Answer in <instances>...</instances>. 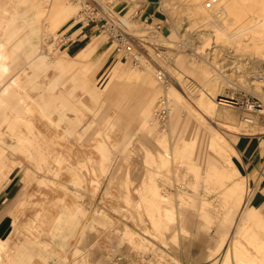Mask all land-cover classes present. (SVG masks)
<instances>
[{
    "label": "rangeland",
    "instance_id": "rangeland-1",
    "mask_svg": "<svg viewBox=\"0 0 264 264\" xmlns=\"http://www.w3.org/2000/svg\"><path fill=\"white\" fill-rule=\"evenodd\" d=\"M51 1L19 0L16 3L0 0V12H4L2 18H7L6 11L10 7L14 13L10 23L0 30V42L10 59V72L5 75L8 80L4 77L2 81L14 86L16 83L10 81V78L14 73L20 74L19 89L21 95L25 93L29 104H41L44 108L42 114L46 118L55 122L59 119L62 121L64 131L70 139H76L75 144L72 142L73 145L69 139L65 146L69 145L63 149L64 153L68 151L70 159L75 158V152L79 150L81 155H86L87 152L94 158L100 157L101 153L90 141L95 130L100 131L106 154L112 156V159L105 161L107 170L104 176L97 170L98 177L102 179L98 191L93 193V188L86 184L82 195L77 198L85 214L78 215L79 224L70 238L58 242L46 251L35 242L25 244L24 252L27 257L16 261V264H220L229 248L231 235L242 227L245 218L252 229L259 232L261 238L264 237V202L259 200L264 197V112H258L260 105L264 107L263 57L250 48H216L212 38L207 35L208 29L202 27L201 22L191 26L189 21L192 18L185 12L177 11V4L174 5L176 11L170 13L164 3L157 2L159 0L156 3L148 0H124L136 4L141 1L154 8L148 22H144L138 16L134 18V10L115 12L112 5L119 0H98L103 4L108 2L117 19L125 18L131 24L123 30L132 35L133 42L140 44L141 49L136 46L134 49H138L141 60L134 62L130 56L115 51V44L112 43L115 41L106 33L94 31L90 43L77 46L70 39L64 40L62 35H69V25L78 7L70 0H58L72 11L66 17L63 13L56 23L51 24L45 15ZM204 39L206 44L200 50ZM150 56L156 58L154 63L158 64L157 67ZM178 61L182 62V66ZM124 62L128 71H143L146 64L152 71L156 69V72L165 76L163 85L156 83L157 93L148 123L149 135L142 126L138 111L137 101L141 97L143 86L140 79L135 77L129 78L135 93L125 112L131 126L127 130L107 129L103 126L114 122L116 113L112 109L113 104L110 105L107 101H111L110 98L115 93L111 86H118L120 83L118 77L114 76ZM202 69L206 70L207 79L218 75L221 82L206 84L201 78ZM12 70L14 71L11 72ZM254 74H261V77L253 78ZM169 77L174 81L175 77L180 79V86L174 87L185 92L189 98V102L182 100L178 126L174 130L169 127L167 119L170 102L165 87L171 88L173 85L168 81ZM185 80L194 85V91L190 92L183 86ZM90 87L95 88L96 93H91ZM17 89L14 86V101L17 97L15 95L19 94ZM99 93L102 95H98ZM202 94H207L214 103L221 96H231L241 108L216 104L217 112L208 114L198 103ZM104 95L108 97L105 98ZM92 99L98 102L95 107L98 108L97 113L92 112ZM161 99L166 100V111L158 116L156 111ZM14 101L11 103L14 104ZM82 112L86 119L93 117L97 123L104 120L97 129L86 130L77 139L74 133L82 132L84 128V123L79 119V113ZM225 113L228 117H225ZM3 114V109H0V123ZM42 114L35 110L30 118L41 127H37L39 131L50 137L52 130L47 127V120L41 118ZM125 133H129V136L124 135ZM219 137H223L227 143L223 152L226 158L210 147L211 141H217ZM154 138H162L171 147L181 143H194L192 157L195 159L190 168V164L184 161L174 168L164 169L163 176H156L155 184L161 197L171 199L175 206H165L166 224L161 235L153 231L141 206L144 225L136 221L131 207L132 204L140 203L139 189L145 183H150L149 178L144 177L153 170L143 161L142 155L147 150L155 152L157 146ZM129 140L133 141L131 147ZM9 141L11 140L0 129V146L16 154L14 143ZM210 165L222 173L223 186L232 188L242 177L251 189L242 214L235 216L232 223L224 222L223 216L217 214L230 210L228 206L221 204L229 199L219 192L220 187L212 189L206 181L204 172ZM116 169L124 174L130 173L131 206L125 203L123 194L116 188L108 189V195H104ZM22 176L23 170L15 169L0 183V196H3L0 200V227L3 226L0 228V240L3 242L13 235L10 221L17 201L33 189ZM61 176L66 177V180L61 178L63 182L69 179L66 173ZM208 202L212 205L210 209L204 206ZM126 231L132 234L125 236ZM21 237L18 241L24 244ZM44 255L46 259L43 258ZM158 256H163L164 259H159Z\"/></svg>",
    "mask_w": 264,
    "mask_h": 264
},
{
    "label": "bare ground",
    "instance_id": "bare-ground-1",
    "mask_svg": "<svg viewBox=\"0 0 264 264\" xmlns=\"http://www.w3.org/2000/svg\"><path fill=\"white\" fill-rule=\"evenodd\" d=\"M13 1L19 3V0H11V2ZM157 2L164 3L170 13L176 11L174 5L177 4V7H179L177 11L185 12L192 18L189 21L191 26L201 22V26L208 29L207 35L212 38L216 48L228 46L236 47L238 50L250 48L256 54L261 55L264 60V0H159ZM207 2L211 3L209 7L206 6ZM47 9L45 15L51 24L56 23L57 18L63 13H65L66 17L72 11L66 4L65 6L60 4L58 0H52ZM3 13V11L0 12V30L5 24L10 23L14 14L11 7L6 11L7 18H2ZM121 21L126 27L131 26L127 19L122 18ZM205 42L206 40L204 39L202 46L199 47L200 50L204 49ZM150 58L152 63L156 61V58L152 56ZM178 64L182 66L181 61H178ZM9 65V55L4 51L2 42H0V82L10 72ZM154 65L157 67L158 64L154 63ZM144 66L145 69L143 71H128L125 69L126 62H124L121 69L115 74L114 77H118L120 83L118 86H111V89H115V93L112 94L114 98H110L111 101L108 100L107 102L110 105L113 104L112 109L116 114L113 118V124H103L104 128H125L124 130H127L131 126V122L125 116V112L129 109L128 104L132 102V97L135 93L133 85L129 83V78L135 77L140 79L143 86L141 97L137 101L139 103V116L142 119L141 123L144 130L147 131L148 135L150 134L148 123L152 115L151 109L157 93L156 83L158 82L163 85L165 76L160 73L162 75L159 77L156 69L152 71L148 65L144 64ZM258 75L254 74L253 78H260L261 74ZM201 78L206 84L210 82L215 84L222 80L218 75L207 79L206 70L203 69ZM178 80L180 82L178 77H175V81L169 77L168 81L173 85L171 88L165 87V93L167 98L169 97L168 101L170 102L167 112L168 125L173 130L178 126V114L181 110L182 100L189 102V98L185 92L182 93L174 87V85L180 86ZM10 81L16 83L14 86L18 87L19 94L15 95L17 97L14 101L13 84H4L6 81H2L0 109H3L4 114L1 119L0 129L4 136L11 140L9 142L14 143L17 153L13 154L6 147L0 146V183L15 169H22L24 181L32 186L33 189L31 191L29 189L30 193L23 195L16 203L15 212L12 214V221H10L12 223L13 235L6 242L0 240V264H16V261L27 257L24 252L25 244L35 242L46 251L47 248H51L58 242L68 240L79 224L78 215L84 216L85 214L83 207L77 202V198L82 195L86 184L93 188V193L98 191L102 179L98 177L97 170L101 176H104L107 170L105 168V161L107 162L112 159V156L106 154L105 142L100 138V131L97 130L93 134L91 133L90 141L93 142L94 148L101 153L100 157L94 158L87 152L86 155H81V152L80 154L78 153L81 151L79 150L74 151L75 158L72 154L73 159H70L68 151L66 153L63 151L64 147L67 148L69 145L65 146L70 137L64 131L65 125L62 121L59 119L55 122V120L46 118L42 114L44 108L41 104L32 102V105H35L34 107L29 104L30 101L26 98L27 96L25 93L21 95L19 89V86H21L20 74L14 73ZM183 84L188 91L192 92L195 90L194 85L189 80L183 81ZM89 90L91 93H96L95 88L90 87ZM28 92L30 91L28 90ZM98 95L102 94L99 93ZM107 97L105 96V98ZM11 101H14V104ZM90 102L92 103V112L97 113L96 110L98 108L95 109V107L98 105V102L93 99ZM198 103L208 114H215L217 112L216 104L236 109L241 108L233 97L228 95L221 96L218 102L214 103L207 94H202L198 98ZM259 108L258 112L263 113L264 107L260 105ZM35 110L41 112L42 119L47 120V127L52 130L50 137L39 131L37 123L34 124L33 118H30V114ZM224 115L228 117L226 113ZM79 119L84 123V128L82 132L74 133V137L77 139L86 130L88 132L89 129H97L99 124L104 120L102 119L100 123H97L93 117L87 118V120L83 112L79 113ZM245 121H248V118ZM124 135L129 136V133H125ZM75 140H71V144ZM132 142V140H129V147L132 146ZM154 143L157 146L155 152L152 153L147 150L142 155L143 161L150 165L153 171L150 175L144 177L146 179L149 178L150 183H145L139 189L140 203L138 205L132 204L131 206L132 202L129 196L130 173L124 174L119 169L115 170L104 191V195H108V189L116 188L123 194L125 203L133 207L136 221L140 225H144L145 223L140 211L141 206L150 220L153 231L161 235L163 227L166 224L165 206L167 204L173 208L175 206L174 203H171V199L161 197L155 184L156 176H163L162 171L164 169L174 168L184 161L190 164V168L195 159L192 157L194 143H181L171 147L169 146V142L167 143L162 138H154ZM226 146L227 143L223 137H219L217 141L212 140L210 143V147L223 155L224 158H226L223 154L224 147ZM76 147L78 148V146ZM65 173L68 175L67 179H69L63 182L61 178L66 180V177L64 176L63 178L61 175ZM204 174L206 181L210 183L212 189L220 187L219 192L229 199V201L221 202V204L222 206H228L230 210L225 212L220 211L217 214L223 216L224 222L232 223L235 216L239 217L242 214L244 205L251 192L246 179L244 180L241 177L240 181L230 188L222 185V173L214 167L212 168L211 165L207 167ZM175 176L178 177L177 175ZM204 206L208 209L212 207L209 202L205 203ZM97 228H101V226H97ZM124 234L125 236H129L132 233L126 231ZM20 236H22L21 239L24 240V244L18 241ZM45 257L46 255L43 256L44 259L47 258ZM158 258L164 259L163 256H158ZM220 264H264V237L261 238L260 233L252 229L246 218L243 220L242 227L231 235L229 248L223 255Z\"/></svg>",
    "mask_w": 264,
    "mask_h": 264
},
{
    "label": "built area",
    "instance_id": "built-area-1",
    "mask_svg": "<svg viewBox=\"0 0 264 264\" xmlns=\"http://www.w3.org/2000/svg\"><path fill=\"white\" fill-rule=\"evenodd\" d=\"M77 4V12L71 19V24L76 28L90 27L93 31H99L110 35L115 44V51L117 53L125 54L131 57L134 62L141 59V55L138 49H141L138 42H133L132 35L125 32L123 29H127L123 25L121 19H117L115 14L109 7L108 2L103 4L98 0H70ZM214 2V1H213ZM210 2H207L206 6H210ZM64 40H69V35H62ZM136 45H135V44ZM135 46L138 49H134ZM161 72H157L161 77ZM159 107L156 111L158 116L165 114L166 100L161 99L159 101Z\"/></svg>",
    "mask_w": 264,
    "mask_h": 264
},
{
    "label": "crops",
    "instance_id": "crops-1",
    "mask_svg": "<svg viewBox=\"0 0 264 264\" xmlns=\"http://www.w3.org/2000/svg\"><path fill=\"white\" fill-rule=\"evenodd\" d=\"M112 9L117 13H120L124 10H127V12H129L130 10L132 11L134 10L135 12L134 18L138 16V19L143 20L144 22H148V20L152 16L151 13L154 10V8H152L151 6L144 4V2L138 1L136 4L135 2L124 1V0H119L118 2H115L112 5ZM93 33L94 31L90 27L76 28L72 24L69 25V32H68L70 36L69 39L72 40L74 46L83 44L85 42L90 43L91 36ZM27 36L30 37L29 34H27ZM0 198L2 199L3 196L2 197L0 196ZM259 200L261 203H263L264 197L259 198Z\"/></svg>",
    "mask_w": 264,
    "mask_h": 264
},
{
    "label": "water",
    "instance_id": "water-1",
    "mask_svg": "<svg viewBox=\"0 0 264 264\" xmlns=\"http://www.w3.org/2000/svg\"><path fill=\"white\" fill-rule=\"evenodd\" d=\"M148 1H153V2H156L157 0H148Z\"/></svg>",
    "mask_w": 264,
    "mask_h": 264
}]
</instances>
